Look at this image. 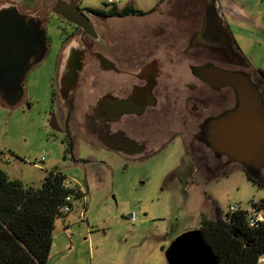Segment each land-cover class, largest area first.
<instances>
[{
  "label": "rangeland",
  "instance_id": "obj_1",
  "mask_svg": "<svg viewBox=\"0 0 264 264\" xmlns=\"http://www.w3.org/2000/svg\"><path fill=\"white\" fill-rule=\"evenodd\" d=\"M47 1L0 0V4H14L20 12L30 14L49 5ZM105 1L81 0V5L103 9ZM120 3L143 12L156 4L164 9L169 4L173 6L174 33L180 23L189 28L190 35L212 5L237 51L264 72V0ZM158 18L155 13L145 18L134 15L124 23L128 29H140ZM48 31L53 48L59 42V32L54 26ZM52 48L26 73L20 101L7 106L0 100V168L5 174L37 188L53 169L65 175L69 187L85 191V198L74 200L68 214L54 219L47 264H166L165 252L171 241L198 229L203 217H226L228 209L236 205L250 210L251 201L264 198V188L247 179L243 166L236 162L227 163L223 170L214 169V178L191 179L186 167L189 156L179 137L166 147L147 148L143 153L119 152L86 141L71 123L76 138L70 149L66 130H54L49 124L56 113L52 106ZM129 214L136 216L133 222Z\"/></svg>",
  "mask_w": 264,
  "mask_h": 264
},
{
  "label": "flooded vegetation",
  "instance_id": "obj_2",
  "mask_svg": "<svg viewBox=\"0 0 264 264\" xmlns=\"http://www.w3.org/2000/svg\"><path fill=\"white\" fill-rule=\"evenodd\" d=\"M47 2L30 14L40 20L45 34L46 51L39 62L52 48L49 27L59 32V42L53 46L56 113L50 126L66 130L70 149L76 138L70 130L74 123L86 141L114 146L119 152L143 153L179 137L189 156L186 167L191 179L214 178V169L223 170L230 163L227 155L208 145L207 123L233 108L234 92L229 85L216 88L204 81L195 69L209 64L243 72L263 99L264 74L241 56L231 38L225 43L218 31L221 24L203 19L190 35L189 28L179 23L174 33L169 4L143 12L120 0H106L103 9L82 6L81 0ZM56 8L63 13L78 9L89 20V30L57 14ZM151 13L159 15L155 22L126 28V17L145 18Z\"/></svg>",
  "mask_w": 264,
  "mask_h": 264
},
{
  "label": "water",
  "instance_id": "obj_3",
  "mask_svg": "<svg viewBox=\"0 0 264 264\" xmlns=\"http://www.w3.org/2000/svg\"><path fill=\"white\" fill-rule=\"evenodd\" d=\"M17 8L6 2L0 4V100L7 106L20 101L26 73L41 61L46 51L40 20ZM54 11L89 30V20L78 9L73 8L67 13L60 12L59 8ZM204 21L221 24L223 29L218 31L225 43L230 39L214 6L208 8ZM195 70L216 88L229 85L234 92L233 108L207 123L208 145L217 153L227 155L229 162L241 164L250 176L261 175L264 169V99L258 86L240 71L215 68L209 64ZM75 75L72 74V81ZM108 147L117 150V147ZM202 237L199 229L176 236L165 252L166 264H217Z\"/></svg>",
  "mask_w": 264,
  "mask_h": 264
},
{
  "label": "trees",
  "instance_id": "obj_4",
  "mask_svg": "<svg viewBox=\"0 0 264 264\" xmlns=\"http://www.w3.org/2000/svg\"><path fill=\"white\" fill-rule=\"evenodd\" d=\"M246 178L264 188V175L246 173ZM65 182L64 174L50 169L36 188L9 178L0 168V264H47L54 219L69 213L62 210L66 195L73 202L82 198L78 187ZM250 209L261 211L263 220L250 224V211L237 206L226 217L200 221L198 229L217 264H259L264 254V198L251 201Z\"/></svg>",
  "mask_w": 264,
  "mask_h": 264
},
{
  "label": "built area",
  "instance_id": "obj_5",
  "mask_svg": "<svg viewBox=\"0 0 264 264\" xmlns=\"http://www.w3.org/2000/svg\"><path fill=\"white\" fill-rule=\"evenodd\" d=\"M40 159L43 160L44 156H41ZM65 186H68L67 182H65ZM78 190L82 194V198H85L84 189L81 188V187H78ZM65 200H66L65 202H68V203H72L73 202L72 196L68 195V194L66 195ZM68 203H65L63 205V208H62L63 211L70 212L72 210V207H70L68 205ZM236 208H237V205L236 206H231L228 209V212L234 211ZM249 211L250 212H249V215H248V220H249L250 224L256 223L257 220H259V221L263 220V215H262L261 211L256 210V209H250ZM129 218H130L129 220H131V222H133L136 219V216L134 214H129ZM258 263L259 264H264V254L259 256Z\"/></svg>",
  "mask_w": 264,
  "mask_h": 264
},
{
  "label": "crops",
  "instance_id": "obj_6",
  "mask_svg": "<svg viewBox=\"0 0 264 264\" xmlns=\"http://www.w3.org/2000/svg\"><path fill=\"white\" fill-rule=\"evenodd\" d=\"M222 24H223V20H222Z\"/></svg>",
  "mask_w": 264,
  "mask_h": 264
}]
</instances>
